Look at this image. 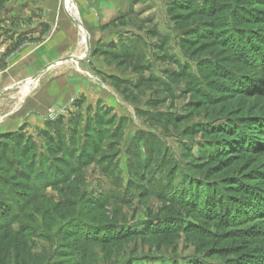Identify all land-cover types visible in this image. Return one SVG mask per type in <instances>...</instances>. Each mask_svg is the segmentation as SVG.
<instances>
[{
  "label": "rangeland",
  "instance_id": "1",
  "mask_svg": "<svg viewBox=\"0 0 264 264\" xmlns=\"http://www.w3.org/2000/svg\"><path fill=\"white\" fill-rule=\"evenodd\" d=\"M40 1L0 0V42L13 50L26 40L19 23L41 17L32 10ZM56 1L47 21L70 25L76 45L38 78L44 68L23 72L14 85L37 80L27 94L19 86L0 96V137H22L0 141V206L10 211L0 218V264H264V0H118L75 63L60 60L81 58L87 41ZM72 2L78 22L85 7L96 13ZM12 5L32 15L14 24L3 15ZM239 36L257 57L230 49ZM186 60L199 84L215 63L236 77L212 79L202 97L196 81L172 73ZM80 148L92 160L84 166ZM180 177L190 178L188 196L171 204L147 185ZM131 182L142 188L133 198ZM174 217L172 232L106 241Z\"/></svg>",
  "mask_w": 264,
  "mask_h": 264
},
{
  "label": "crops",
  "instance_id": "2",
  "mask_svg": "<svg viewBox=\"0 0 264 264\" xmlns=\"http://www.w3.org/2000/svg\"><path fill=\"white\" fill-rule=\"evenodd\" d=\"M117 1L118 0H88V4H86L89 5L90 9H94L96 13L94 14L91 11L88 12V10H85L86 7L84 10H81L84 14L79 23L81 22L80 25L84 32L89 34V36L87 35L88 41L89 39H94L95 43H93L91 47L96 46L99 42V34H92V32L99 28L96 26L97 24H95V21H103V13L106 10L112 13V11L118 9ZM93 3L95 7H92ZM35 5L36 8H32V10H41V17L35 19L36 22L30 25H22V23H19L20 28H18V30L25 31L26 40L19 41V46L14 50H12L11 46H7L9 43H12L11 39L0 42V64H3L0 68V92L16 84L15 82L18 78H21L20 76H22L23 72L24 76H31L32 72L38 73L39 70L49 66L48 62H52V60L59 56L62 57V55H65L68 50L76 45V36L70 25L67 24V26L65 24L47 21V19L54 20L55 16L58 15L59 8L56 0H41L40 3H36ZM16 7L17 6L14 5H12L10 9L7 7L8 12L3 14L6 15L8 19H15L14 24L17 23L19 19L32 15L31 11L30 13L27 9L17 11ZM94 15L97 19H94ZM5 24H7V22H5ZM0 28H3V24L0 25ZM0 38L4 39L1 36ZM79 60L82 61V58H77L76 60L71 58L70 61L75 63L76 61L80 62Z\"/></svg>",
  "mask_w": 264,
  "mask_h": 264
},
{
  "label": "trees",
  "instance_id": "3",
  "mask_svg": "<svg viewBox=\"0 0 264 264\" xmlns=\"http://www.w3.org/2000/svg\"><path fill=\"white\" fill-rule=\"evenodd\" d=\"M203 1H205V0H203ZM260 5H262L263 8H264V2H261ZM194 8L197 9V10L201 9L202 8L201 2H197L196 1V4H195V7ZM262 11L264 12V9ZM257 18L258 19H261L260 17H257ZM227 25H229V24H227ZM227 25H225V27H227ZM238 31L240 33V31L242 32V31H245V30H238ZM194 33H195L194 31L191 32V34L193 36H194ZM223 33H226V32H223ZM241 34L243 35V32ZM236 37H238V36H236ZM239 37L240 38H235V42L232 43V44H230V45H228V46L230 47V49L231 48L234 49L233 48L234 46H231V45H235V43H236V47H237L236 50L237 51H242L240 55L238 54V56H240L239 58H242V56L245 57L243 54H245L246 51H249L250 52L249 55H247V57L250 58L251 57V53L255 52L254 51L255 50L254 49L255 47H253L250 42H247V43L246 42H243L242 39H244V38H242V36H239ZM240 39L242 40V43H241V40ZM245 39H249V38H245ZM15 48H16V46H15ZM15 48H13V50ZM257 49H259V48H257ZM253 55H255L254 57H257L258 56L257 52H255ZM189 61L190 60H186V63L179 64V67H180L179 72L178 71L177 72L175 71V72H172V73H176L177 74L176 76H178L180 73H182V75L185 74L186 76L191 77L193 79V81H196V85H197V88H198L197 91H198V93L202 94V97L208 96V94H206L207 91H208L207 89H209V88L211 90L215 89L214 86L216 84H215V82H213L214 80H212V79H215V78L216 79L217 78L219 79L220 78V79L224 80V82L222 84L225 85V86H228L230 84H233V80L236 77V75H233L232 70H228L227 68H224L223 66L215 63V64L212 65L211 69L210 68H206V67L204 68V69H207L206 70V74L207 75L205 74L204 77H205V79H207L208 85L205 86L202 83H200L201 84L200 85L199 82H197V78H198L197 76L198 75L195 74L193 72V70L187 64V62H189ZM239 61L241 63H243L242 61H244V60L243 59H240ZM240 62H237V63H240ZM244 63H246V62H244ZM204 66H207L208 67L209 64H202L201 66L199 65L198 67L200 69V67H204ZM186 71H190V72H186ZM70 125H73L74 126L75 124H73L71 122ZM139 135L141 137L140 138V141H144L145 142L146 140H148V138H147L148 135L147 134L142 133V134H139ZM21 138H22L21 136H19V135H17V133H15L13 135L11 134V135H6V136H1L0 137V141L4 139V140L10 141V142H12V141L19 142L21 140ZM232 146H235V145H232ZM144 147H145V144H144ZM235 148H237V146ZM27 149L28 148L26 147L25 151H27ZM96 151H97V148L92 147L91 152L93 153V152H96ZM146 151L148 152L149 150L146 148ZM149 157H151V156H148L147 157L148 159H146V160H149ZM91 161H92L91 160V157H90L89 154H87L86 149L80 148L79 153H78V156L75 159V163H77V165L84 166V165H86L85 163H90ZM132 169L135 171V168L134 167H132ZM133 175L137 179H140V177H142V178L145 177L146 178V176H147L146 174H143V175L141 174V176H140V174H138L137 172H134ZM180 178H181L180 185L178 183V180H176L172 184L170 181H165L163 179H161L163 181L160 182V184H158L157 183V179H155V178H151V180L150 179L147 180V185H148V181H150L149 184L152 187L153 186L158 187L157 192L163 191L166 194H168V196H167L166 199L171 204V203L175 202V200H178L179 201L181 198H185L186 196H188V194H187V186H188V182L190 181V178H188V179L183 178V177H180ZM168 180H170V179H168ZM134 184H135V182H131L129 184V186L125 189V192L128 194V196H130V198L131 197L133 198V197L139 195L141 193V190H142V188H140L138 186H135ZM166 185H168V186L166 187ZM119 188H121V186H119ZM125 192L123 194H125ZM0 210H1L0 211V214H1L0 215V218L1 219L7 217L9 215V213H10L9 210H5V208L2 207V206H0ZM76 221L79 222L80 220L77 219ZM180 222H181L180 219L174 217V218H170L169 220H167V219H161L158 224H154L152 222L153 224L150 223V225L147 227V230L145 228L144 231L124 232V234L117 235V236L116 235L110 236V234L107 232L105 235L107 237H109V236L110 237L106 241H115L116 239L127 238V236H129V237H132V236H134V237H136V236H156V235H159V234H165V233H168V232H172L170 230L177 229L178 226L176 224H179ZM169 223L170 224H173L172 226H170L172 228H168L167 227V224H169ZM88 227L93 228V229H102L103 227H106V226L100 227V226L88 225ZM180 229L182 230L181 226H180ZM183 230L186 232L187 231L186 227ZM94 238L95 239H98L97 237H94ZM110 238H111V240H109ZM97 242L98 241L96 240L95 243H97ZM92 243H94V242H92Z\"/></svg>",
  "mask_w": 264,
  "mask_h": 264
},
{
  "label": "bare ground",
  "instance_id": "4",
  "mask_svg": "<svg viewBox=\"0 0 264 264\" xmlns=\"http://www.w3.org/2000/svg\"><path fill=\"white\" fill-rule=\"evenodd\" d=\"M64 9L67 13H69L73 18H75L77 16V9L75 8V6L73 5L72 0H64ZM83 39L84 42L87 41V38H85V34L83 35ZM87 52H85V54L82 55L81 58H84L86 56ZM80 58V59H81ZM76 60V59H75ZM77 62V61H76ZM37 84V80L34 79H28L26 82H24L22 86L25 87V91L23 92L24 94H27L35 85Z\"/></svg>",
  "mask_w": 264,
  "mask_h": 264
},
{
  "label": "water",
  "instance_id": "5",
  "mask_svg": "<svg viewBox=\"0 0 264 264\" xmlns=\"http://www.w3.org/2000/svg\"><path fill=\"white\" fill-rule=\"evenodd\" d=\"M66 13H67V12H66ZM67 15H68L69 19L72 21V23H73V24L79 29V31L82 33V35L85 34V38H87V42H86L87 51H86V52H87V54H88L89 51H90V47H89V43H88V36H87V34L84 32V30L82 29L80 23H79L75 18H73L69 13H67ZM83 33H84V34H83ZM70 60H71V58H66V59L61 60L60 62H65V61H70ZM79 61H80V60H79ZM57 64H59V63H53V64H51V65L45 67L43 70H41V71L39 72V74L36 76V78H38L41 74H43V73H44L45 71H47L49 68H51V67H53V66H55V65H57ZM23 83H24V82H23ZM23 83H19V84H17V85H14V86L11 87V88H8V89H5V90L1 91V92H0V96H1L2 94H4L6 91L11 90L12 88H16V87L21 86Z\"/></svg>",
  "mask_w": 264,
  "mask_h": 264
}]
</instances>
